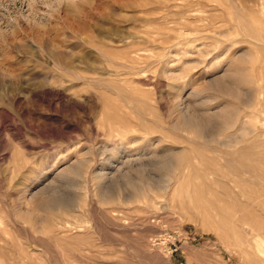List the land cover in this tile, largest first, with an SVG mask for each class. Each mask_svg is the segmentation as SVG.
<instances>
[{
	"label": "rangeland",
	"instance_id": "374dc122",
	"mask_svg": "<svg viewBox=\"0 0 264 264\" xmlns=\"http://www.w3.org/2000/svg\"><path fill=\"white\" fill-rule=\"evenodd\" d=\"M0 264H264V0H0Z\"/></svg>",
	"mask_w": 264,
	"mask_h": 264
}]
</instances>
